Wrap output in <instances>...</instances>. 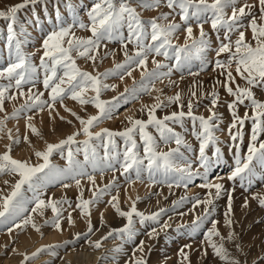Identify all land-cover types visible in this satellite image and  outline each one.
Returning <instances> with one entry per match:
<instances>
[{"label":"snow or ice","instance_id":"6c2138e0","mask_svg":"<svg viewBox=\"0 0 264 264\" xmlns=\"http://www.w3.org/2000/svg\"><path fill=\"white\" fill-rule=\"evenodd\" d=\"M162 2L166 3L170 10L178 9L180 21L187 25L183 45L173 43V37L181 28V23L161 24L156 17L145 22L141 19L137 8L133 6L132 0H97L87 11L88 23L75 20L71 26H59L50 31L42 41L43 54L40 57V67L44 70L42 84L43 88L48 91L47 99L43 98L44 92L33 91L37 80V67L23 52L15 27L18 12L30 5L35 6L41 3V0H22L21 3L7 7L6 10H0V18L8 21L7 48L10 57L7 67L0 69V80L7 81V83L0 84V112L4 113L3 117H0V132L5 131L8 120L18 118L22 113L34 110L43 111L47 107L51 116L52 111H55L56 103L70 112L81 126L57 143H47L45 149L35 151L36 164L11 156L12 145L19 143V138L12 135L11 129H7V138L10 143L6 145V150L0 154V175L9 176L14 183L11 184L9 192L0 194V222L12 223L13 226L8 228L9 234L13 232V228L21 229L29 224L36 231H40L41 225L35 223L32 215H27L28 209L25 206L26 201L22 190L25 185L28 190L34 192L35 207L31 209V212L43 216L45 209H50L53 215L51 218L44 219L43 224L62 230L63 206L69 202L67 199H43L41 190L54 179L74 180L79 188L81 178L87 177L93 186L92 197L84 199L81 192L79 202L75 207L81 211L82 215L89 217L87 232L84 234L89 235L94 231L90 220L91 206L110 189L116 187L115 177L103 187L96 185L94 173L97 171L102 175L106 170L113 172L120 170L129 182H134L133 174L135 180L143 182L146 173L150 184L167 183L170 190L173 184L187 189L199 178L203 182L198 187L209 191L204 199H200L198 196L191 198L194 203L190 211H195L197 206L204 205L203 212L197 214L190 224L177 225L176 231L186 229L190 236L197 233L215 210L214 200L227 192V210L224 216L225 224L231 230L225 237L217 227L219 221L211 220V227L204 233L205 242L221 261H225L226 264H241L238 258L230 255L223 243L224 240L233 241L236 236L235 230L232 228L233 220L230 218L233 210L232 193L224 188L223 183L219 182L221 178L210 179V173L223 161V153L216 146L218 137L215 135V131L219 128L218 122L221 116L214 110L220 99L215 85L212 86L210 92L201 94L211 97L210 115L207 117L193 114L192 97H197V92L194 89L198 86L194 81L193 89L189 90L187 112L183 110L184 104L180 92L163 99L161 95H157L153 104L144 105L141 109L147 112V120L129 116L127 117L129 126L123 130L113 131L108 128H101L99 131L92 130L102 120L112 118L113 111L121 99L127 103L129 98L138 99L141 93L150 95L153 90L161 93L162 90L155 87L156 81L163 83L164 79L171 77L174 70L183 71L187 68L189 75L198 76L209 66H212L213 71H217L220 76L224 77L223 80L217 79L216 84L223 87L227 94L233 97L227 107L232 117L228 133L232 141L230 151L234 150V167L227 179L233 182L238 179L241 188H244L246 184L250 188L258 169L264 173V140L259 139L264 133V101L257 99L253 91L254 88L264 89V0H258V16L253 14V5L245 3L237 7V0H138L139 6L143 8H158ZM229 9L231 10L230 14L228 13ZM55 10L56 16L59 18V5ZM169 15L170 13H163L162 17L167 19ZM245 20L248 21L247 25L244 23ZM193 21L199 27L198 38L193 37ZM209 22L218 40L221 30L224 32L219 46L214 49L216 56L214 61L208 59L207 56L212 49L211 40L204 29V24ZM36 26H41L38 20ZM73 27L86 29L90 31L91 35L87 38L77 37L72 31ZM125 28L127 37L124 35ZM249 29L255 46L246 40L245 33ZM233 33H238L234 41L231 39ZM114 40L119 41L122 45L123 62L116 63L113 68L95 75L78 67L75 56L86 58L95 63L100 47L102 45L107 47L106 42ZM129 44L134 45L131 53L128 51ZM222 54H227V59H220ZM161 55L167 60L175 62L165 64L155 58ZM149 56H152L154 65L151 69L147 67ZM194 61L198 62L199 71L197 72L191 71ZM233 65H235L234 69ZM135 69L141 70L139 81L133 79L132 87H125L124 92L120 93L118 97H113L111 101L101 99V92L104 89L115 88V85L110 86L103 83L104 79L116 75L123 80L125 76L131 77ZM237 77L245 81L244 86L236 82ZM168 82L173 86L176 84L171 79H168ZM26 86H28L27 91H25ZM12 89L16 91L12 92ZM89 89L92 90L93 95H86ZM19 97H24L23 102L19 104V107L14 106L12 112L8 113L4 107L5 102L16 101ZM66 97L79 102L81 106L93 105L98 111L94 115H88L87 118L81 117L72 109L67 108L64 104ZM246 101L247 105L251 107V115L246 111L243 116H240L237 108L239 105H245ZM173 103L179 104L180 111H173L162 119L155 115L157 109ZM185 117L192 120L193 134L199 141L198 154H194V157L186 156L181 151V147H183L191 153L193 147L170 126V124H183ZM61 119L64 118L61 117ZM27 120L29 121L26 125L27 128L32 133L40 135L37 128L30 122L32 116H27ZM197 121L199 122L198 131L195 130ZM246 121H251V135L247 154L242 155L241 144ZM149 126L156 129L161 141L166 144L174 142L176 147L169 148L167 151L160 150L156 137L147 131ZM137 134L143 146V154L139 149ZM80 135L85 138L77 139ZM117 138L123 140L122 151L118 147ZM23 139L27 141L29 137L25 135ZM209 146H213L215 149L211 155L206 151ZM100 149L103 150L102 155ZM55 152L65 158L64 167L53 164L51 157ZM81 154L82 160L78 158ZM4 184H9V180H5ZM69 186L67 183L63 184L64 188ZM234 190L233 188L232 191ZM254 198L258 199L259 205L264 208V197L256 195ZM139 199L141 198L137 196L135 200H132L129 209L123 210L120 207L117 188V195L111 196L108 204L119 217L126 219V223L119 229L109 231L101 239L91 242L95 248L102 247L101 240L112 237L114 233L118 234L122 240L133 241L137 235L134 217L139 218L141 225H155L149 226L146 232L149 239L157 238L160 232L171 227L168 220L161 224V217L167 213L168 209L159 208L157 211L145 214L136 207V201ZM187 199L190 198L180 197L173 201V207L183 204ZM244 206H247V200ZM180 215H184V213H180ZM17 219L20 220L19 223L16 222ZM67 219L69 224L74 223L71 212L68 213ZM75 235L79 238L81 233ZM213 236L219 237L221 242L213 241ZM54 247H58V245L43 246L31 254H24V259L20 264H25L26 261H31L45 250ZM190 247L186 244L180 249L183 260L188 264H191V261L184 249ZM234 247L238 251H243L239 243H234ZM147 251L151 252V247H148ZM135 252L140 255L134 260V264H148L143 240L136 246ZM52 254L55 255V252L53 251ZM204 254L207 255V249H204ZM244 264H247V261Z\"/></svg>","mask_w":264,"mask_h":264},{"label":"rangeland","instance_id":"374dc122","mask_svg":"<svg viewBox=\"0 0 264 264\" xmlns=\"http://www.w3.org/2000/svg\"><path fill=\"white\" fill-rule=\"evenodd\" d=\"M21 2L22 0H0V10H6L7 7L16 5ZM95 2H97V0H41V3L35 6L30 5L29 7L21 9L18 12L15 25L17 38L21 41L23 52L29 56L31 63L36 65L37 67V80L33 91L44 92V99L48 98V91L43 88L42 80L44 77V70L42 67H40V57L43 54V39L47 36L50 31L58 28L59 26H71L73 25L75 20H81L85 23H88L87 11ZM245 3L253 5V14L257 16L259 15L258 0H237V7ZM45 4L47 5L46 8ZM132 4L134 7L137 8V12L140 14L141 19L145 22L156 17L158 18L161 24H167L169 22L181 23V28L177 30L173 37V43L180 45H183L185 43V28L187 27V25L180 21L178 9L175 11L170 10L167 8L166 3L164 2H162L160 7L158 8L140 7L138 0H132ZM57 5H59V18H57L55 10ZM69 5H71V7H69ZM163 13H170V15L167 17V19H165L162 17ZM228 13H231L230 9L228 10ZM208 15L210 16L211 14L209 13ZM37 20L39 21V24L41 26H36ZM244 23L245 25H247L248 21L245 20ZM7 24L8 21L0 18V69L7 67V64L10 62L9 52L7 48ZM192 28L193 37L198 38L199 27L195 21L192 22ZM204 29L209 34L212 49L208 52L207 56L208 59L214 61L216 59L214 49L219 46L220 40H222L224 37V32L223 30H221L220 39L218 40L216 33L213 32L211 29L210 22L204 24ZM72 31L77 37L87 38L91 35L90 31L86 29H81L79 27H73ZM124 35L125 37H127L126 28L124 29ZM237 35L238 33H233L231 39L234 41L237 38ZM245 35L246 40L252 43L253 46H255V41L252 40L250 29L246 31ZM106 44L107 47H104L103 45L100 47L95 63L87 60L86 58L75 56L78 67H80L82 70L89 71L95 75L96 73H103L107 69L113 68L116 63L123 62L124 55L121 43L119 41L114 40L107 41ZM133 49L134 45L129 44L128 51L131 53ZM155 58L165 64L175 62L174 60H167L162 55L156 56ZM220 59H227V54H222ZM147 67L149 69L154 67L152 63V56H149ZM232 67L234 69L235 65H233ZM191 71H199L198 62H193L191 66ZM140 73V69H135L132 72L131 77L125 76L123 80H121L119 76L116 75L109 76L108 78L104 79L103 83L110 86L115 85V88L109 87L107 89H104L101 92V99L105 101H111L113 97H118L120 93L124 92L125 87H132L133 79H135L136 81L140 80ZM181 77H183V79H181ZM168 79L175 81V86L169 84ZM217 79L223 80L224 77L220 76L217 71H213L212 66H209L198 76L189 75V69L187 68H185L183 71L174 70L171 77L164 79L163 83H161L160 81H156L155 87L161 89V93H157L155 90H153L150 95L147 93H141L138 99L129 98L127 103H125L124 100L121 99L118 103V106L113 111L112 118L102 120L99 125L95 126L92 130L99 131L101 128H108L113 131L123 130L124 128L129 126V122L127 120V117L129 116L136 119L147 120V112L142 111L141 109L144 105L153 104L157 95H161V98L163 99L167 96H172L175 93L180 92L181 100L184 104L183 110L187 112L189 90L193 89L194 81L198 86L194 89L197 92V97H192L193 114L198 116L203 115L207 117L210 115L209 109L211 108V97L201 94H206L210 92L212 86L215 85L217 91L219 92L220 99L219 103L217 104L214 110L221 116V119L218 122L219 128L215 131V135L218 137V143L216 146H218L223 153V161L218 167L213 170L212 173H210V179L216 180L217 177L221 178L219 182L223 183L224 188L227 191H231L232 193L233 210L230 218L233 220L232 228L235 230L236 233V236L234 237L233 241L224 240L223 243L229 251L230 255L232 257L238 258L241 261V264H244L245 261H247V264H264V208L259 205L258 199L254 198V196L256 195L264 197V178H262L264 177V173H261L258 169L257 175L253 178V184L250 188L247 187V184L244 188H241L238 179L235 182L227 179V176L230 174L234 167V150L230 151L232 141L230 140L228 133L232 117L227 107L228 102H231L233 97L229 96L223 87H220L216 84ZM236 82L239 83L241 86L245 85V81L241 80L239 77H237ZM3 83H7V81L0 80V84ZM27 87L28 86L25 87V91H27ZM11 91L15 92L16 90L12 89ZM253 91L257 99L264 101V89L254 88ZM93 94L94 93L91 89H89V91L86 93V95ZM23 99L24 97H19L16 101H6L4 105L6 111L8 113H11L13 107H19V104L23 102ZM64 104L67 106L68 109H72L78 115L84 118H87L88 115H94L98 111L93 105L81 106L79 102L73 101L70 97L65 98ZM173 111H180L179 104L173 103L167 107L157 109L155 115L158 118L162 119L165 115H168ZM237 111L240 116H243L246 111L249 113V115H251V107L250 105H247V101L245 102V105H239ZM49 112L50 110L45 107L43 111L34 110L31 112L22 113L20 117L8 120L6 123L5 131L0 132V154H2L6 150V145L10 143L7 138V129H11L12 135L14 137L19 138V143H15L12 145V150L10 153L11 156L15 159L29 161L32 164H36L37 158L34 155L35 151L45 149L47 143H57L59 140L65 138L67 135L71 134L72 132L76 131L81 127L75 117H73L70 112L66 111L65 108L59 103L55 104V111H52L51 116L49 115ZM3 115L4 113L0 112V117H3ZM27 116H32V120L30 122L37 128L40 135L32 133L30 129L27 128L26 125L27 123H29V121L27 120ZM61 117H63L64 119H61ZM69 121H71V123H69ZM170 126L176 132H178L188 144L192 145L193 147V152L191 153L183 147H181V151L189 157H194V154H198L199 141L193 134L194 128L192 120L190 118L185 117L183 124H170ZM195 130H199L198 121L196 122ZM147 131L150 132L154 137H156L159 143L160 150L167 151L169 148L176 147L174 142L166 144L161 141L159 138V133L156 132V129L154 127L149 126ZM243 132L244 138L241 144V154L246 155L251 135V121L245 122ZM25 135L29 137L27 141L23 139ZM84 138L85 137L83 135L77 137V139L79 140H83ZM136 139L139 145L140 152L141 154H143V146L139 140L138 134L136 136ZM259 139L264 140V133L261 134ZM117 144L119 149L122 151L124 147L123 140L117 138ZM214 150L215 149L213 146H209L206 151L209 155H211ZM100 154H103L102 149H100ZM78 158L82 160V154ZM51 159L53 164L57 165L58 167H64L66 164L65 158L62 157L58 152L53 153ZM94 175L95 178L97 176L102 179V182L96 181V185L100 187H103L104 185L108 184L115 177L116 190L115 187L110 189L109 192L105 193L104 196L98 202L91 206L90 220L93 229L95 225H98V223L100 224L101 222V216L98 215L101 212L99 206L102 205V207L104 206L103 208H106L108 206L111 207L108 204V201L111 199V196L115 195L114 193H116L117 195V188L118 194H120V192L127 189V187L141 186V190H143L136 193V197L139 196L141 198L136 201L137 209L139 211L144 212L145 214H150L154 211H157L159 208L168 209L167 213L161 217V224L166 220H168L171 224V227L164 232H160V235L157 238L149 239L151 241L147 240L145 242V246L151 247V252H148L147 248H145V254L148 260V264H188L187 261L183 260V257L180 253V249L183 248L186 244L191 246L190 248L184 249L185 252H187L189 255L191 264H226L225 261H221L218 257L214 255L211 247L205 242L204 233L207 231L208 228L211 227V220L219 221L217 227L223 236L227 237V233L231 230L229 227L226 228L227 226L225 224L224 216V213L227 210V192L222 194L220 198L214 200L215 210L208 217V220L205 221L201 229L194 235L190 236L186 229H181V231L177 232L176 228L177 225H180L182 223L190 224L197 214H201L203 212L204 205H199L197 206L195 211H190L194 203V200L191 198L198 196L200 199H204L209 191L207 189L198 187V185L203 182L201 179L197 178L193 182V184H191L187 189L182 186L177 187L175 184H173V187L170 190L167 186V183L150 184V182L147 180L146 173L144 174L143 182L135 180L134 174L132 177V180L134 182H129L120 170L115 172L106 170L102 175L99 171H97L96 173H94ZM5 180H9V184H4ZM12 183H14L12 178L7 175H0V194L9 192L11 190ZM64 183H67L70 186L68 188H64ZM88 184L90 186H88ZM233 188L235 189L234 191H232ZM92 189L93 186L91 182L87 180V177L81 178V185L79 188L75 185V181L71 179H54L52 180V182L48 183L47 187L41 190L43 193L41 198L46 200L49 198L56 200L67 199V201L69 202L68 204H65L63 206V219L61 221V231L62 233L64 231L65 234L60 238L61 241L59 239L52 241L45 240V236L40 233L38 238L33 242V244H31L32 246L27 245L17 252V250L14 248L16 244L15 242L17 240L16 236H18L21 231L26 229L28 225L24 226L21 229L13 228V234L11 233V236L4 240L6 234L8 233V228L12 227L13 225L11 222H0V263L1 261H3L4 258L7 259L10 257V255H12L14 257L16 256L15 258L17 259V261L19 260V264V262L24 259V254H31L38 248L49 245H58V247H54L50 250H45L44 252L39 254L40 256L38 255L37 257H47V259H49L48 257L52 255L51 257L58 258L61 252L65 253L73 248H76L77 250L79 248H82V250H85L86 247H88L87 249L89 250V247L92 246L91 242H93V240L96 241L98 239H101L102 237L106 236L109 231L113 230L112 227H104L102 232L106 234H103L101 232V237H99L98 239L91 240L93 235L92 233H94L96 228L91 234L84 235L87 232V224L89 217H85L84 215H82L81 211L79 209H76L75 206L76 203L79 202L80 193H83L84 199H88L92 197ZM22 190L24 192V197L26 201L25 206L28 209L27 215H37V213H31V209L35 207V203L33 202L34 192L28 190L26 185ZM182 196H186L190 199L185 200V202L179 206L173 207V201L178 200ZM136 197L135 195H133L131 197L132 199H130L129 202L125 201L128 205L123 201L125 206L127 205V208H125L126 210H128L131 205L130 201L132 202V200H135ZM246 200L247 206L245 207L244 204ZM119 203L121 206L122 202L120 201V198ZM44 212H47L46 214H49L50 218L53 215V213L49 209H45ZM69 212H71L72 219H74L73 224L78 223L76 225L77 227L74 228V231L76 233H81L79 237L82 240L76 237V233L72 231L71 227L69 226L70 224L67 219ZM180 213H184V215H180ZM169 217H171V220H169ZM122 219L123 220L121 221V224L116 229L121 228L126 223V219ZM134 221L139 222V218L134 217ZM16 222L19 223L20 220L17 219ZM143 226L140 224V227H143V230L147 232L149 226L155 225L149 224ZM144 228H146V230ZM85 236L87 238H84ZM109 239L110 238H108V240ZM212 240L217 243L221 242L220 238L215 236L212 237ZM79 241L83 242L81 243ZM107 242V239H104L103 241L101 240L102 247L96 248V250L106 249ZM234 243H239L242 246L243 251H238L234 247ZM12 249H15V251H13ZM204 249H207V255L204 254ZM53 251L55 252V255L52 254ZM18 254L20 256H18ZM139 255L140 254H138V256ZM33 261H26L25 264H31V262Z\"/></svg>","mask_w":264,"mask_h":264},{"label":"bare ground","instance_id":"6f19581e","mask_svg":"<svg viewBox=\"0 0 264 264\" xmlns=\"http://www.w3.org/2000/svg\"><path fill=\"white\" fill-rule=\"evenodd\" d=\"M96 181H101L102 179H100L99 177L96 176ZM84 181V180H83ZM85 182V181H84ZM87 182V181H86ZM102 182V181H101ZM97 184V183H96ZM129 184V183H128ZM133 184V183H132ZM76 185V184H75ZM136 185V184H134ZM138 185V184H137ZM88 186H90L88 184ZM127 186V185H126ZM125 186V187H126ZM72 187V186H71ZM118 187V186H117ZM122 188V187H121ZM91 190V189H90ZM116 190V187H115ZM113 190V191H115ZM143 190V189H142ZM141 190V186H130L127 187V189L123 190L120 192L119 194V198L120 201L122 202V205L120 206L122 209L127 208L126 206L128 205L125 201L130 200V198L135 195L136 197V193L142 191ZM91 192V191H90ZM89 192V193H90ZM111 193V192H110ZM88 194V193H87ZM113 194V193H112ZM116 195V193H114ZM141 194V193H139ZM138 194V195H139ZM110 196V195H109ZM158 197V196H157ZM132 199V198H131ZM156 199V198H155ZM162 199V198H161ZM159 200V199H158ZM157 200V203H158ZM127 204L125 206L124 202ZM160 201V200H159ZM131 203V201H130ZM108 205V204H107ZM101 212L98 214L101 216V222L100 224L98 223V225L94 226V229L96 228V230L94 231V233H92V239H98L99 237H101V232L103 231L104 227L109 226L112 227L113 229L118 228V226L121 224V221L123 220L121 217H119V215L115 212V210L111 207H106L103 208L102 205L99 206ZM129 207V206H128ZM95 209V208H94ZM50 210V209H49ZM126 210V209H125ZM99 211V210H98ZM97 211V212H98ZM48 212V211H47ZM46 212V213H47ZM96 212V213H97ZM32 213V212H31ZM44 212V215L41 216L37 213V215L33 216L35 223L38 225H41L40 227V231H36L31 224H29L27 226L26 229H24L23 231H21L18 236H16L17 240H16V244H15V249L17 250V252L21 249H23L25 246L27 245H31L33 244V242L38 238V236L40 235V233L43 234V236H45V240H57L65 234V232L58 229H53L51 226L48 225H44L43 221L46 218H50L49 214H46ZM50 213V212H49ZM51 215V214H50ZM86 217V216H85ZM97 218V217H96ZM99 219V218H98ZM74 220V219H73ZM80 220V219H79ZM3 224V223H2ZM78 223L75 224H70L69 226L71 227V230L74 231V228H76ZM96 224V223H95ZM135 228L137 229V235L135 237V239L133 241H126V240H122L120 238V236L118 234H113L112 237H110V239H107V248L104 250H96V248L92 245L89 247V250L87 249L88 247H86L85 250H82V248H79L78 250L76 248H73L65 253H62L59 255L58 258L55 257H48L49 259H47V257L45 258H39L37 257V259L35 258L32 259L33 262H31V264H133L134 260L138 257L137 252H135L136 246L140 243V241H144L146 242L151 241L149 240V238L146 235V231L143 230V227H140V223L139 222H135L134 224ZM108 227V228H109ZM147 227V226H146ZM228 228V227H226ZM146 230V228H144ZM228 230V229H227ZM226 230V231H227ZM69 232V231H68ZM75 232V231H74ZM76 233V232H75ZM73 233V234H75ZM103 233V232H102ZM13 234V233H12ZM106 234V233H103ZM228 234V233H227ZM15 235V234H14ZM72 235V234H71ZM83 235V234H82ZM9 236H11L9 233L6 234L5 239H7ZM91 236V235H90ZM104 236V235H103ZM80 238V237H79ZM84 238H87L86 236ZM81 239V238H80ZM89 239V238H88ZM12 240V239H11ZM82 240V239H81ZM99 240V239H98ZM61 241V240H60ZM73 241V240H72ZM75 241V240H74ZM78 241V240H77ZM94 241V240H93ZM103 241V240H102ZM64 242V241H63ZM81 242V241H79ZM83 242V241H82ZM81 242V243H82ZM86 242V241H85ZM84 242V243H85ZM35 244V243H34ZM71 244V243H69ZM88 244V243H87ZM12 245V244H11ZM61 245V244H60ZM74 245V244H72ZM89 245V244H88ZM87 245V246H88ZM32 246V245H31ZM83 246V245H81ZM60 247V246H59ZM73 247V246H72ZM149 247V246H148ZM147 246H145V248L148 249ZM76 249V250H74ZM84 249V248H83ZM13 250V249H12ZM58 251V250H57ZM135 252V254H134ZM25 253V252H24ZM51 253V252H50ZM13 254V253H12ZM256 254V253H255ZM43 255V254H42ZM45 255V254H44ZM18 256H20L18 254ZM40 256V255H39ZM49 256V255H48ZM153 256V255H152ZM16 257V256H15ZM14 256L10 255L9 258L7 259H3V261H1L0 264H18L17 259ZM43 257V256H42ZM154 259V258H153ZM154 261V260H153ZM20 264V262H19ZM30 264V263H29Z\"/></svg>","mask_w":264,"mask_h":264}]
</instances>
